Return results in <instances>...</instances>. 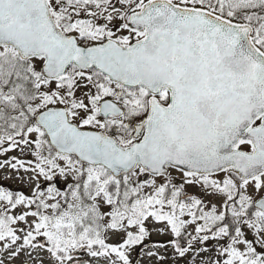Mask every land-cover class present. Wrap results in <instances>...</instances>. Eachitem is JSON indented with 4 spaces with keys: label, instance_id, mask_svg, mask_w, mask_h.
Segmentation results:
<instances>
[{
    "label": "snow or ice",
    "instance_id": "1",
    "mask_svg": "<svg viewBox=\"0 0 264 264\" xmlns=\"http://www.w3.org/2000/svg\"><path fill=\"white\" fill-rule=\"evenodd\" d=\"M0 264H264V0H0Z\"/></svg>",
    "mask_w": 264,
    "mask_h": 264
}]
</instances>
